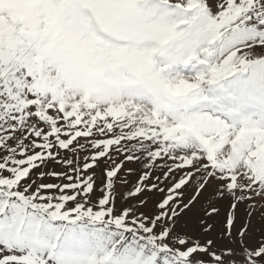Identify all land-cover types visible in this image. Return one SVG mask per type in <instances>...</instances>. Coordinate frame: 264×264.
I'll return each mask as SVG.
<instances>
[{
	"label": "snow or ice",
	"instance_id": "6c2138e0",
	"mask_svg": "<svg viewBox=\"0 0 264 264\" xmlns=\"http://www.w3.org/2000/svg\"><path fill=\"white\" fill-rule=\"evenodd\" d=\"M0 13V264H264V0H39Z\"/></svg>",
	"mask_w": 264,
	"mask_h": 264
},
{
	"label": "rangeland",
	"instance_id": "374dc122",
	"mask_svg": "<svg viewBox=\"0 0 264 264\" xmlns=\"http://www.w3.org/2000/svg\"><path fill=\"white\" fill-rule=\"evenodd\" d=\"M0 13H6L11 19L27 20L39 17L34 23H43L40 15L39 0H0Z\"/></svg>",
	"mask_w": 264,
	"mask_h": 264
}]
</instances>
